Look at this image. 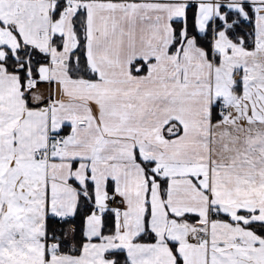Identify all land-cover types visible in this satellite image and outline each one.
Listing matches in <instances>:
<instances>
[{"label":"snow or ice","instance_id":"6c2138e0","mask_svg":"<svg viewBox=\"0 0 264 264\" xmlns=\"http://www.w3.org/2000/svg\"><path fill=\"white\" fill-rule=\"evenodd\" d=\"M0 264H264V0H0Z\"/></svg>","mask_w":264,"mask_h":264}]
</instances>
